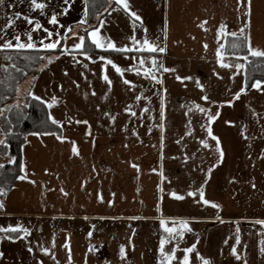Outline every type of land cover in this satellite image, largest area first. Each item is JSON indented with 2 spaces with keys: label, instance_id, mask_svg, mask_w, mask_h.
<instances>
[{
  "label": "crops",
  "instance_id": "0c3cea01",
  "mask_svg": "<svg viewBox=\"0 0 264 264\" xmlns=\"http://www.w3.org/2000/svg\"><path fill=\"white\" fill-rule=\"evenodd\" d=\"M61 2L49 0V14L52 9L59 11ZM129 2L132 10L142 17L148 37L165 46L166 51L121 54L108 50L107 57L126 68L136 61L125 59V55L142 56L146 60V67H151L150 56H156L158 62L174 71L153 69L158 79H162V84L145 79L143 75L137 76L134 72H125L124 78L136 84L130 91L120 75L111 66H106L105 70L113 81L109 89L101 79L102 62L96 60L92 63L79 55L76 62L70 55H61L40 70L33 91L45 98L52 95L59 97L60 102L51 111L57 119L65 121L62 132L69 140L60 142L54 136L37 138L28 135L30 144L23 148L28 178L17 179L7 193L5 209L0 212V226L20 223L29 228L33 218L49 217L51 212L48 208L55 203L58 213L54 214L58 218L98 221L85 229L87 234L91 231L95 238L98 232L113 236L112 222L123 218L135 220L136 225L143 224L145 231L142 235L154 229L156 246L145 247L139 243L137 247H126V260H121L118 257L119 247H111V242L105 237L90 241L98 251L89 252L77 235L81 224L72 223L74 228L63 227L60 230L66 234V238L60 244L58 242V247H47L50 249L49 255L39 250L46 243L39 239L42 235H34L30 228V234L25 238L0 239V252L4 254L0 257V264H37L38 259L43 264H68L69 249L63 247L66 240L70 247L71 264H85V261L87 264H106V261H110V264H157L160 236L167 235L159 227V220L169 217L186 219L192 228V232H185L184 238L179 240L177 251V256H182L181 250L195 243L196 249L190 253L191 264H201V260L195 256L197 251L201 257L209 258L211 264H244L245 261L247 264H264V254L260 252L264 226L255 223L257 219H264V158H261L264 132L260 128V125H264V94L251 89L247 94H241L232 106H210L213 111L219 107L221 112L212 127L225 152L223 162L210 175L206 169L216 157L214 149L201 148L195 138L205 135L200 128L204 120L199 113L185 116L191 101L208 106L200 99L202 92L195 84L197 78L205 85L207 94L217 101L230 99L231 94L241 86L243 77L237 75L229 79L231 71L235 69L220 67L216 63L215 51L220 43L225 44L228 36L221 34L217 39L220 24L227 26L228 33L240 29L246 19L245 5L238 3V0ZM7 3L13 7L8 8L7 4L0 6V25L5 22V13L28 12L27 2L7 0ZM83 5L84 0H72L69 13L59 17L61 23L71 25L73 31H80L81 26L77 21L82 15ZM250 8V27L245 28V33L251 34L254 47L264 50V0H251ZM30 14L37 16L46 27H52L47 24L46 17L39 16L38 12ZM104 17L106 22L101 28L102 35L118 46H131L128 37L133 34L132 19L123 11L106 13ZM165 21L166 36L163 32ZM203 21L206 24L200 27ZM17 27L23 31L28 26L18 20ZM15 30L10 29L9 33ZM39 35L44 34L41 32ZM135 35L143 38L139 22ZM34 38H37L35 34ZM74 40L75 37H72L67 43L71 44ZM205 43L207 49L203 46ZM90 54L95 58L99 53ZM225 59L234 61L231 55H226ZM213 69L223 79H218ZM176 75L191 76L193 80L181 82L176 80ZM93 91L95 95H92ZM134 95L148 96L150 100L134 101ZM161 95L165 97L164 121L159 118ZM129 103L137 112L135 117L123 111ZM145 104L149 112L142 113L140 109ZM250 109L258 115L253 116ZM105 111L114 115L115 121L105 117ZM67 116L74 120H87L88 125L68 124ZM189 119L192 120L195 135L184 137L181 143H177L184 136ZM225 121L235 123L229 125ZM160 123L164 124L163 129L157 127ZM149 126L152 127L151 132L148 131ZM242 128H246L244 135L248 139L242 137ZM133 129L137 135H133ZM69 141H75L79 155L72 153ZM210 143L214 144L213 141ZM184 154L190 155L188 161H184ZM132 163L139 165V172L131 166ZM45 169H48L47 173ZM161 173L166 179L161 178ZM205 178V198L221 205L220 208L204 205L198 196H187V192L198 187ZM253 183L255 188L252 187ZM172 191L185 198L175 199L170 195ZM114 205L121 208L114 209ZM117 208L127 212L114 214ZM105 222H110L109 227ZM168 223L171 226L170 220ZM237 235L240 237L238 244L235 239ZM126 237L124 235L122 238L127 241ZM120 244L126 243L123 241ZM233 244H236L241 255L240 260L231 254ZM28 247H32L33 252L30 253ZM50 258L55 261L49 263Z\"/></svg>",
  "mask_w": 264,
  "mask_h": 264
},
{
  "label": "snow or ice",
  "instance_id": "6c2138e0",
  "mask_svg": "<svg viewBox=\"0 0 264 264\" xmlns=\"http://www.w3.org/2000/svg\"><path fill=\"white\" fill-rule=\"evenodd\" d=\"M21 3L27 2L28 4V12L22 13L20 11H15L11 13L10 15L8 13H5V22L0 25V51L4 50H15L18 54L25 53L30 51L33 53L32 55H23L22 59L29 62L30 64H35L39 60L45 61L43 65H41V68L39 70H43L48 65L52 64L54 60L59 59L61 55H70L74 62H76V57L83 56L86 60L91 61L92 63H95L96 60H99L102 62L101 64V79L106 82L108 88L110 89L112 86L113 81L109 78V75L106 72V66H111V69L115 71V73L119 74L120 77L123 79V83L128 87V89L131 91L136 87V84L129 79L124 78L125 72H134L137 76L143 75L145 79H149L156 83H163L162 79H158L156 74L154 73L153 69L160 70L163 69V71H174L173 69H169L165 67L162 63L158 62V59L156 56H150L151 59V67H146V60L142 58V56H129L125 55V59H132L136 61L135 63L129 64L126 68H122L120 65H118L114 60L111 58L97 54L95 58L90 54L93 49H99L103 51H115L121 54H128V53H138L142 54L144 52L151 53H164L166 51L165 46H161L160 43H158L157 40H152L147 35V29L144 28L142 17L134 10H132L130 6L129 0H107L108 7L104 8V13L110 14L113 11H123L126 13L131 19H132V27H133V34L128 37V39L131 41V46L128 44L118 46L113 40L110 38L102 35L101 28L106 22V18L104 17L103 13L97 12L96 19L98 26L89 25L88 24V18L91 15L90 6H95V0H84V5L82 9V15L80 19L77 21V23L81 26L80 31H73L71 25H64L61 23L59 17L67 15L70 10V6L72 3V0H62L60 5V10L56 11L55 9H52L49 14L50 4L49 0H20ZM238 3H243L245 5L246 11L244 13L246 19L243 22V26L238 29L237 31H233L231 33H228L226 31L227 26L223 23L220 24L219 28L217 29V39L220 38L221 34L224 35H230L233 37V42L231 44L232 52L228 53L225 50V44L220 43L219 46L216 48L215 56H216V63L222 67L229 70L235 69L234 71H231V76L229 79H232L233 77H236L237 75H241L243 77L241 86L231 94L230 99H225L222 101H217L211 98L210 95L207 94V91L205 89V85L199 81L197 78L195 80L196 86L201 90L202 95L200 99L202 101H205L208 106H205V104L197 103L196 101H191V107L188 108V111L185 112V116H189L190 114L199 113L201 114V118H203L204 122L200 124V128L203 130L205 135L203 137H195L198 140L199 145L203 149H214V152L216 154V157L213 162L210 163V166L207 167L206 173L210 175L212 170L216 168L218 165H220L223 162L225 152L222 148L221 140L220 138L214 134L213 132V122L217 120L218 117H220L221 112L219 107H217L214 111L210 107L211 105H228L232 106L234 101L238 100L241 97V94H247V92L251 89H254L262 94H264V80L262 79H253L249 75H247V65L251 63L250 57L255 58H264V50L254 47L251 42V34L245 33V28L250 27V5L251 0H238ZM7 4L8 8H12L13 5L11 3H7V0H0V6H5ZM67 5V6H65ZM113 5L115 7H113ZM32 12H38L39 16L46 17L47 24L52 26L46 27L44 24L41 23V20L37 18V16H33L30 13ZM22 20L26 23L28 27H26L23 31H21L17 27V21ZM137 22H139L140 28L143 29V38H137L135 35V29L137 27ZM204 24H206V21L201 22L200 27H203ZM10 29H16L15 31L9 33ZM61 29L63 31H61ZM43 33L44 35H39V33ZM164 35H167V21H165V27L163 29ZM239 33V35H238ZM34 34L37 38H34ZM22 37H24L22 39ZM72 37H75V40L68 44L67 41L71 39ZM86 41H88V46L86 47ZM204 48L207 49V44L205 43ZM43 53V54H41ZM226 55H231L234 58L233 62H229L225 59ZM6 59L11 60V56H7ZM11 67L15 70L16 73L19 75H26V72L23 68L17 67L15 63L9 65H0V68H3L5 71L8 70V68ZM85 68L88 67L87 64L84 65ZM38 70V71H39ZM213 74L217 76L218 79H223V77L220 76L219 72H216L215 69H213ZM65 75H67V72H65ZM83 75V73H81ZM35 75L31 78L33 81V84L31 87H29L26 90V96L29 99L20 100L17 102H14L13 105H6L5 108L0 109V118L4 120V123L7 127H0V154H3L8 157L6 160L7 165H13L17 163L18 158L16 156L10 155V143L9 138L13 137H19L24 136L23 143L20 145V149L23 150L24 145L30 144V141L27 139L28 135L35 136L37 138L45 137V136H54L56 140L60 142H64L66 140H69L68 137L63 135L62 129L65 125L64 120L57 119L51 109L55 105H57L60 100L59 97L52 95L50 97H42L40 95H37L34 91V81H35ZM176 80L178 81H190L193 80V77L191 76H180L176 75ZM9 79L11 81H16L18 78L16 76H9ZM4 83V81H0V84ZM73 83H76L73 81ZM77 87H79L78 84H76ZM186 86V85H185ZM62 87V85L60 86ZM15 91L17 94L20 93V87L17 83L15 86ZM166 91V90H165ZM92 95H95V91L92 92ZM107 93H105V96ZM0 99H5V97L0 96ZM134 101H149L150 97L148 96H141V95H134L133 97ZM30 101H35L37 104L41 105L46 110V119L43 123L50 124L51 126L55 127V130H35L30 133L24 134L19 130V124L21 120L26 118V113L23 111V109L29 108L31 106ZM160 111H159V118L160 121H164L165 119V97L163 95L160 96ZM99 108V105H97ZM12 108L17 109L16 113V122L13 124V121L10 119L9 116L5 115L6 112L10 113ZM251 110V109H250ZM124 112L129 113L130 116L135 117L137 115V112L133 109V104L129 103L126 105L123 109ZM142 113L149 112V108L147 104H145L144 107L140 109ZM251 114L253 116H257L258 114L255 112V110H251ZM103 115L105 117H108L110 120L115 121L116 117L114 115H111L109 112L105 111L103 112ZM66 122L68 124H85L88 125L87 120H74L73 117L67 116ZM226 124L232 125L235 122L234 121H225ZM259 123V121H258ZM90 127V126H89ZM160 129L164 128V124L160 123L157 125ZM261 131L264 132V125H260ZM148 131H152V127L149 126ZM246 131V128L241 129V135L244 139H248L247 136L244 135ZM90 133H86V135H89ZM133 135H137L135 132V129H133ZM195 132L192 128V120L189 119L186 124V130L184 132V136H181L180 140L177 141V143H181V141L184 140V137H191L194 136ZM210 141H213L214 144L210 143ZM43 142V141H42ZM72 145L71 151L75 155H79L78 148L76 146L75 141H69ZM163 143V136H161V144ZM191 155H195V153H192ZM261 158H264V150L261 152ZM184 161H188L190 159L189 154L183 155ZM5 163H0V169H3L5 167ZM203 163V161H201ZM131 166L139 172V165L136 163H132ZM153 171H156V169H153ZM201 171H204V169H201ZM19 172L22 175H17L15 178L18 180H25L27 179V173H26V165L24 162H19ZM45 172H48V169H45ZM161 178L166 179L163 177V174L161 173ZM32 183H35V181H32ZM207 183V178L204 179L202 183L199 184L198 187H196L194 190H189L187 192V196L189 197H197L199 198V201L202 202L204 205H211L213 208H220L221 205L210 201L205 198V184ZM252 187L255 188V183L252 184ZM6 188L0 187V196H3L6 194ZM61 192L64 190L61 188ZM66 194V193H65ZM172 197H174L177 200H183L185 197L181 194H178L175 191H172L170 193ZM109 204L112 203V201H108ZM5 209V204L3 201H0V211H3ZM159 211V208L157 209ZM136 217H132V219H135ZM219 219V217H216ZM195 219V218H193ZM171 221V226H169L168 221ZM256 224L264 226V219H257L255 221ZM94 227V226H93ZM159 227L163 229V232L167 235H161L159 239V246H158V256H157V264H173V262H177V264H191L190 261V253H193L196 249L195 243L188 247H184L181 251L183 253L182 256H177L178 251V242L179 240L184 238L185 232H192V228L189 225L188 220L182 219V218H173L169 217L167 219H160L159 220ZM30 229L21 225L20 223H17L15 225H7V226H0V233H3L4 235L0 236V239H8V240H16V239H22L25 238L28 234H30ZM134 232V230H133ZM237 232H239V228H237ZM88 236H92V232L89 231ZM236 242L237 244L240 242L239 235L236 236ZM129 243H131V237H128ZM166 245H169V247H166ZM261 248L260 252L264 254V239L261 240ZM66 249H69V261L68 264H71V255H70V247L68 244V241H65V244L63 245ZM102 247V245H100ZM40 252L44 253L45 255L50 254V249L47 247L40 246L39 247ZM28 251L31 253L33 252L32 247H28ZM88 251L89 252H96L98 251V248L91 243L88 245ZM231 254L237 259H241V255L238 252L236 244H233L231 246ZM4 254L0 252V257H2ZM126 245L120 244L119 245V251H118V257L121 260H126ZM195 256L201 260V264H211V262L200 256V253L197 251L195 252ZM54 258V255H53ZM37 264H43L42 260H37ZM85 264H87V261H85ZM106 264H110V261H106ZM244 264H247L245 261Z\"/></svg>",
  "mask_w": 264,
  "mask_h": 264
},
{
  "label": "trees",
  "instance_id": "16d2710c",
  "mask_svg": "<svg viewBox=\"0 0 264 264\" xmlns=\"http://www.w3.org/2000/svg\"><path fill=\"white\" fill-rule=\"evenodd\" d=\"M108 7L107 0H95V6H90L91 15L88 18V24L97 26L96 13H103L104 8ZM233 37L228 35L225 39V50L228 53L232 52L231 44L233 42ZM88 41H86V47L88 46ZM91 52L99 53L105 56H109V52L101 51L99 49H93ZM30 51L18 54L15 50H4L0 51V65H11L15 63L17 67L23 68L26 72V75H19L15 72L11 67L5 71L3 68H0V81H4V83L0 84V96L5 97V99H0V109L5 108L6 105H13L14 102L29 99L26 96V90L33 83L32 77L36 69H40L41 65L45 63L43 60L37 61L35 64H30L29 62L22 59L23 55H32ZM43 54V53H41ZM7 56H11L12 59H6ZM251 63L247 65V75L252 77L253 79H262L264 80V58H249ZM16 76L18 79L16 81H11L9 76ZM37 77V76H35ZM25 81L30 82V84H24ZM19 84L20 89H22V85L26 87L24 99L19 97V94L15 91L16 84ZM31 106L29 108L23 109V111L27 114L26 118L21 120L19 124V130L24 133H30L35 130H55L54 126L50 124L43 123L46 119V110L35 101H30ZM16 113L17 109L12 108L11 112H6L5 115L9 116L13 121V124L16 122ZM0 127H7L4 123V120L0 118ZM28 137V136H27ZM24 136L9 138L10 143V155L16 156L18 158L17 163L13 165H7L5 162V167L0 169V187L6 188V194L0 196V201H5L7 193L11 190L13 185L16 182V176L22 175L19 172V162H23V150L20 149V145L23 143ZM1 157L8 159L7 156L0 154ZM2 212V211H0ZM210 261L209 258H206Z\"/></svg>",
  "mask_w": 264,
  "mask_h": 264
},
{
  "label": "rangeland",
  "instance_id": "374dc122",
  "mask_svg": "<svg viewBox=\"0 0 264 264\" xmlns=\"http://www.w3.org/2000/svg\"><path fill=\"white\" fill-rule=\"evenodd\" d=\"M26 85L30 84V82L25 81ZM29 86V85H28ZM22 89H20V93H19V97H21L22 99H24L25 96V90L27 89L26 87H24L22 85L21 87ZM5 160H7L6 158H3L0 156V163L5 162ZM99 206V205H98ZM131 206V205H130ZM115 207H120V205H114V209ZM121 208V207H120ZM117 208L116 210H114V214L116 212H118V214L122 213V212H127V210L122 211V209ZM49 211L51 212L49 217H36L33 218V221H31V225L29 226L30 229H32L34 231V235H42L39 237V239L45 240V247H58L59 244L62 242V240L64 238H66V234L62 233L60 230L63 229V227L65 228H74L75 226H72L71 224L73 223L74 225L76 223L81 224L82 227H79L80 230H78L77 234L80 238V242L82 241V246L84 247H88V245L90 244V241H94L95 239L100 240V239H104L106 237L107 241L111 242V247H114L118 244L120 245L121 242L124 241V243H126V247H137V244L141 243L144 244L145 247H155L156 246V240H157V236H156V232L155 230H151L149 232H146L145 235H142V233L145 231L143 228L144 226H142L143 224L139 223V225L135 224V220H128V219H114V221H110L112 222L114 225V232H113V236L106 235L107 233H102L100 234L98 232V234L96 235V238L94 236L89 237L87 234V231L85 229H89V226H92V224L95 223H99L98 221H94V220H84V219H78V221L76 220H64L63 218H58L57 216H55L54 213H58V208L56 207L55 203L48 208ZM110 222H105L107 227H109V223ZM102 225L104 224L103 222L101 223ZM84 225V226H83ZM101 225V226H102ZM137 226V227H136ZM103 229V227H101ZM42 230V232H41ZM134 230V232H133ZM124 235H127V241L124 240L122 237H124ZM128 236L131 237V243H129L128 241ZM73 237V236H72ZM75 238V236H74ZM59 242V244H58ZM81 247V245H80ZM55 259V258H54ZM51 261H55V260H51V258L49 259V263Z\"/></svg>",
  "mask_w": 264,
  "mask_h": 264
},
{
  "label": "water",
  "instance_id": "95a60500",
  "mask_svg": "<svg viewBox=\"0 0 264 264\" xmlns=\"http://www.w3.org/2000/svg\"><path fill=\"white\" fill-rule=\"evenodd\" d=\"M39 69H36V71L34 72V74H33V76L35 75V76H37L38 74H39V72H40V70L38 71Z\"/></svg>",
  "mask_w": 264,
  "mask_h": 264
}]
</instances>
